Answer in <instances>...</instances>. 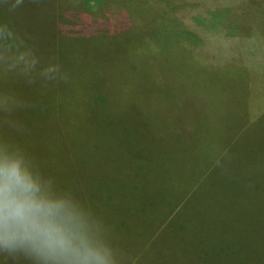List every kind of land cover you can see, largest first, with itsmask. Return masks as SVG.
I'll return each instance as SVG.
<instances>
[{"label":"rangeland","instance_id":"374dc122","mask_svg":"<svg viewBox=\"0 0 264 264\" xmlns=\"http://www.w3.org/2000/svg\"><path fill=\"white\" fill-rule=\"evenodd\" d=\"M6 1L0 0V48L18 54L12 62L23 59L11 68L0 61V141L22 148L87 205L115 264H264V109L250 121L247 112L253 79L264 75V0H180L179 12L170 7L176 0H154L150 8L138 0L152 13L150 30L108 28L90 38L59 34L57 21L43 13L14 21ZM192 17L206 28L192 25ZM153 35L156 45L145 39ZM182 36L201 39L195 51L207 49L208 62L220 68L205 71L200 56L188 59L182 46L168 53L165 46ZM239 61H247L251 77L234 75ZM49 65L57 69L50 79L40 72ZM240 122L246 129L216 160L195 216L190 200L182 204L185 193L180 213L171 211L173 221L155 233L168 209L157 205L173 188L168 174L176 172L175 188L196 178L200 164L185 155L196 149L204 160L208 140L233 136ZM182 128L195 144L185 142ZM251 180L258 183L250 194L236 189V210L218 214L213 230L196 231L224 189ZM0 264L14 262L0 256Z\"/></svg>","mask_w":264,"mask_h":264},{"label":"clouds","instance_id":"9594fccd","mask_svg":"<svg viewBox=\"0 0 264 264\" xmlns=\"http://www.w3.org/2000/svg\"><path fill=\"white\" fill-rule=\"evenodd\" d=\"M15 0L13 9L23 5ZM18 55L0 48L9 68ZM35 66L32 61L29 68ZM54 65L40 70L53 78ZM0 256L27 264H115L102 224L70 191L45 175L19 146L0 141Z\"/></svg>","mask_w":264,"mask_h":264},{"label":"trees","instance_id":"16d2710c","mask_svg":"<svg viewBox=\"0 0 264 264\" xmlns=\"http://www.w3.org/2000/svg\"><path fill=\"white\" fill-rule=\"evenodd\" d=\"M1 1H6V0H1ZM94 1L95 0H24L22 6L13 9V4L15 3V0H7L5 3L7 6L10 5V7L8 9H5L4 11L11 12L12 14L10 18L14 21L19 19V17L21 16L36 17L37 13H43L49 17L54 18L57 21V31L59 34L65 36H73V37L77 35V36H81L80 38H90L93 35L103 33L104 30L108 28H112L117 32L120 31V33L128 32L130 34H142L147 32L146 31L147 29L149 30L151 29L152 13L149 12L144 6H142L138 0H105L104 2L100 3L98 6H95L93 4ZM179 1L180 0H176L177 6L174 5L170 6L171 4H169L165 0H162L163 3L168 4L176 12L180 11L179 8L181 6L178 7ZM145 2L149 4V8L152 6L157 7V4L154 0H148ZM189 2L193 3V0H189ZM184 6L185 5H182V7ZM193 8H197V7L195 6ZM82 14L85 17V20L81 18ZM195 19L196 18L194 17L189 19L192 25L199 28L200 26L201 28H206L205 25H202L204 23L200 24ZM154 29L156 31L155 27ZM145 39H147V42L148 40L151 39L153 43L154 42L159 43L158 37L156 35L155 36L153 35V37L150 38L145 36ZM189 41L190 39H188V37L182 36L179 38L178 42L174 44V46H172L174 43L172 41L168 46H165V48H168L167 52L170 53V51L178 50L179 47L182 46L184 48L185 54L187 55V57H189L188 59L198 57L197 55H199L200 56L199 60L201 61L200 64L202 65L201 67H203L205 71H209V67L211 66H216L217 69L220 68L219 64L216 62L215 59L213 60L212 63L208 62L207 58L209 53H207L208 52L207 49H204L202 51H200L201 49H198L199 51H195V48L200 47L201 45L200 43L202 42L201 39H199L197 42L194 43L193 41L192 42ZM246 62L247 61L244 62L239 61L237 63L238 66H241V69L235 70L234 75L239 79L240 77H242V79L245 77L248 78L251 77V75L247 73L248 71L245 70L247 68L246 65H248ZM233 67L234 65H232V68ZM261 78H263V80H261ZM176 80L178 79H175L173 77L172 81L174 84L176 83ZM253 82L256 85L254 87V91L256 95L254 101L252 100L249 107H247V112L249 111L248 112L249 121L254 119L264 109V99L263 97L259 98L260 96L264 95V75L263 77L257 76L255 79H253ZM245 129H246V123L242 124L240 122L237 126V133L233 134V136L224 137L223 135L218 134L216 136L211 137V139L208 140L209 147L211 148V153H209L204 160H201V158L197 156L198 153L201 154V152L199 151L195 153L196 149L193 151L192 155H190L191 158L187 153V155L185 156L190 160V162L191 159H194L198 164H200V169L198 170L196 178L194 179L192 178L191 181L183 182L181 185L178 184V187L175 188L177 186L176 172L175 174H173L172 172L168 174L173 188L170 189L169 195H166L165 197L166 199L163 200L162 203H160L161 205L159 204L157 205L160 208L167 205L168 209L167 211L165 210L163 214L159 215L163 217L160 223L157 225L155 229V233H158L156 232L158 227L161 226L160 227L161 229L167 227V222L168 224H170L174 219V215L180 213V211L184 206L179 210L178 204L183 200L182 198L185 193L187 198H184L183 200L184 202L182 204H185L187 201L190 200L191 201L190 205L187 208L195 216V212L200 207V198L197 197H203L206 199V195L205 192L203 191L202 186L205 183L208 174L213 170L212 167L215 165L216 160L218 158L220 159L221 155L223 154V152L227 150L228 146H231V144H233L237 140L238 133ZM179 131L181 132V134L186 133L185 135L187 136L184 137L186 143L188 142L191 145L195 144L193 137L187 134L186 129L182 128L179 129ZM231 137L233 138V141ZM250 144L251 147L253 148L254 146L253 143ZM247 156L248 154L246 153V156L244 158H246ZM251 156H255V155L251 154ZM141 157H142L141 155L138 156L139 159H141ZM249 177L250 176L248 174V178ZM255 183H258V181L255 180L251 183L240 181V184L238 186L230 185L229 187L224 189L220 194L221 198L219 200L217 199L219 197L215 198L217 202H215L214 207L208 209L207 217L202 222L197 223L198 225L196 226L198 227V230L196 231H199L200 229L202 230L203 228H207V227H210L208 230H213V219L217 218L218 214L220 216L226 215L228 217L229 216L227 214L228 212L230 211L232 212L236 210V203L239 198L238 196L235 195L236 189L240 191L239 193H241L242 196L243 195L245 196L247 194H250L251 189ZM208 184L211 185L215 183L209 182ZM179 194L180 196H178ZM156 196H161V193L158 192ZM243 199L246 200L245 197H243ZM158 200L156 202H158ZM245 207L246 205H243L241 212L244 210ZM144 209H145L144 206H142L141 211H144ZM186 210L187 209H185L184 211ZM171 211L174 213V215L171 214ZM182 227L184 226L182 225ZM149 234L153 235L152 232H150Z\"/></svg>","mask_w":264,"mask_h":264}]
</instances>
